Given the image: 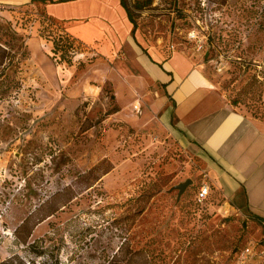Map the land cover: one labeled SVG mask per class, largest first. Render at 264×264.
<instances>
[{"label": "rangeland", "instance_id": "1", "mask_svg": "<svg viewBox=\"0 0 264 264\" xmlns=\"http://www.w3.org/2000/svg\"><path fill=\"white\" fill-rule=\"evenodd\" d=\"M125 1L141 47L186 51L230 104L264 119V83L253 79L264 75V0ZM41 11L0 4V264H106L119 246L109 264H136L130 248L144 250L146 264H232L264 239L249 213L223 212L213 185L196 199L209 183L200 156L115 117L110 80L71 95L65 61L46 45L58 25L41 23ZM8 26L20 37L2 34ZM65 55L74 75L95 57ZM91 74L82 80L96 84ZM188 177L177 196L172 186Z\"/></svg>", "mask_w": 264, "mask_h": 264}, {"label": "crops", "instance_id": "2", "mask_svg": "<svg viewBox=\"0 0 264 264\" xmlns=\"http://www.w3.org/2000/svg\"><path fill=\"white\" fill-rule=\"evenodd\" d=\"M5 3H36L84 46L76 52L94 54L83 74L74 75V62L60 63L62 84L70 85L71 95L96 91L110 80L115 117L200 156L204 177L229 209L264 224V119L230 104L196 58L182 49L144 52L120 0H0ZM46 45L51 48L52 41L46 39ZM86 72L98 82L82 80Z\"/></svg>", "mask_w": 264, "mask_h": 264}, {"label": "trees", "instance_id": "3", "mask_svg": "<svg viewBox=\"0 0 264 264\" xmlns=\"http://www.w3.org/2000/svg\"><path fill=\"white\" fill-rule=\"evenodd\" d=\"M41 1H44V0H41ZM120 3L121 5L124 7L126 13H127V16H128V19L131 21V23L133 24V29H135V21L134 19L132 18V15H131V11L126 3L125 0H120ZM42 10V9H41ZM43 13V14H42ZM41 14L44 15V12L41 11ZM41 23H46V22H49L50 23H53V24H56L54 20H52L51 18H48L47 16H42V19H41ZM57 32L54 33V37L51 38L52 36H48V38L52 41V47L50 48L51 49V53H53L54 55L59 52L60 56H56L57 58H60V60L62 61H65L67 64H71V59H65L64 57L66 56L65 54L66 53H69V54H73L75 53L76 51H78L80 48L77 47L78 44H81L76 38H74L73 36H71L69 33H67L66 31H64L62 28L58 27V29L56 30ZM2 34H6V35H9L10 37H20L18 35V33L13 30L12 28H10L8 26V28L2 32ZM140 46V45H139ZM4 45L0 42V64L2 63L4 57L6 56L5 55V51H4ZM142 50L144 52H146V50L141 47ZM70 57V56H69ZM262 78L261 79H258L256 77V75L253 76V79L254 81H257V83L259 84H263L264 83V75L261 76ZM237 102V99H233L232 100V103L235 104ZM252 116L254 117H258L260 118L255 112L252 111ZM262 119V118H260ZM254 219H257L259 220V218L255 215H252ZM21 227V224L18 226V228ZM30 234V231L21 238V240L23 242H26L27 241V237L28 235ZM121 248V246L118 247V250ZM117 250V251H118ZM116 251V252H117ZM116 252L110 257V259L108 260V262L106 264H109L110 262H112V260L114 259L115 257V254ZM129 253L132 255V254H141V257L136 259L135 260V263L136 264H146V262L148 261L147 258L145 257L144 255V250H142L141 248L140 249H132L130 248L129 249ZM37 254L41 255L42 254V251L39 250L37 252ZM41 264H58V261H53V262H48V260H45L43 261Z\"/></svg>", "mask_w": 264, "mask_h": 264}, {"label": "built area", "instance_id": "4", "mask_svg": "<svg viewBox=\"0 0 264 264\" xmlns=\"http://www.w3.org/2000/svg\"><path fill=\"white\" fill-rule=\"evenodd\" d=\"M139 111V108H135ZM210 192V184L207 180H203L198 187L196 193V199L202 200ZM229 210V206L224 207L223 212L226 213ZM232 264H264V239L252 240L245 244L236 253L235 259Z\"/></svg>", "mask_w": 264, "mask_h": 264}, {"label": "water", "instance_id": "5", "mask_svg": "<svg viewBox=\"0 0 264 264\" xmlns=\"http://www.w3.org/2000/svg\"><path fill=\"white\" fill-rule=\"evenodd\" d=\"M192 182L191 178H185L183 181H180L172 186V188L177 189V196H179L182 191Z\"/></svg>", "mask_w": 264, "mask_h": 264}]
</instances>
